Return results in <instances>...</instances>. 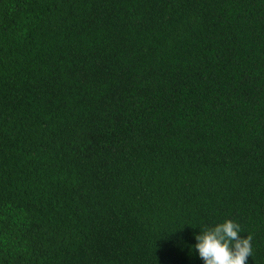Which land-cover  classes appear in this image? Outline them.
I'll use <instances>...</instances> for the list:
<instances>
[{
  "label": "trees",
  "instance_id": "obj_1",
  "mask_svg": "<svg viewBox=\"0 0 264 264\" xmlns=\"http://www.w3.org/2000/svg\"><path fill=\"white\" fill-rule=\"evenodd\" d=\"M264 264V0H0V264Z\"/></svg>",
  "mask_w": 264,
  "mask_h": 264
},
{
  "label": "clouds",
  "instance_id": "obj_2",
  "mask_svg": "<svg viewBox=\"0 0 264 264\" xmlns=\"http://www.w3.org/2000/svg\"><path fill=\"white\" fill-rule=\"evenodd\" d=\"M200 233L195 236V249L204 264H247L252 255V237L241 238V226L232 220Z\"/></svg>",
  "mask_w": 264,
  "mask_h": 264
}]
</instances>
